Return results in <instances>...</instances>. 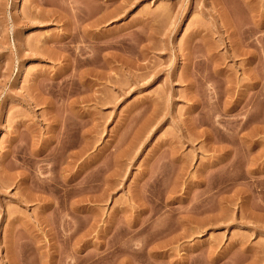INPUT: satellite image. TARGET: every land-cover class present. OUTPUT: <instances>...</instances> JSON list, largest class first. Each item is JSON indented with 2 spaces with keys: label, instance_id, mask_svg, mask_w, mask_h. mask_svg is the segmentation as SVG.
<instances>
[{
  "label": "rangeland",
  "instance_id": "374dc122",
  "mask_svg": "<svg viewBox=\"0 0 264 264\" xmlns=\"http://www.w3.org/2000/svg\"><path fill=\"white\" fill-rule=\"evenodd\" d=\"M0 264H264V0H0Z\"/></svg>",
  "mask_w": 264,
  "mask_h": 264
}]
</instances>
